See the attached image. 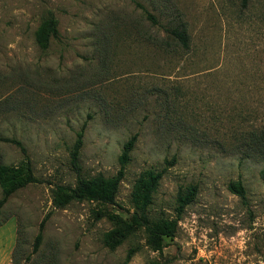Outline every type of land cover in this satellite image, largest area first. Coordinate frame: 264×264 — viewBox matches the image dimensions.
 <instances>
[{"label":"rangeland","instance_id":"374dc122","mask_svg":"<svg viewBox=\"0 0 264 264\" xmlns=\"http://www.w3.org/2000/svg\"><path fill=\"white\" fill-rule=\"evenodd\" d=\"M52 16L59 38L42 49L36 33ZM183 23L188 50L167 32ZM84 124L87 179L115 177L137 140L115 204L58 209L53 190L76 184L71 150ZM263 133L264 0H0V165L23 167L3 139L20 141L41 181L0 208L6 236L16 230L11 264H264ZM150 169L163 177L148 216L178 220L161 251L131 198ZM237 180L246 202L229 190ZM190 186L196 198L179 217Z\"/></svg>","mask_w":264,"mask_h":264},{"label":"trees","instance_id":"16d2710c","mask_svg":"<svg viewBox=\"0 0 264 264\" xmlns=\"http://www.w3.org/2000/svg\"><path fill=\"white\" fill-rule=\"evenodd\" d=\"M146 18L152 24H158L157 19L147 9L142 7ZM58 20L55 16L50 17L44 22L36 33V41L42 49L49 48L53 39L59 38ZM167 32L173 40L184 50L190 48V37L187 32L186 25L180 24L176 27L167 28ZM85 124L77 133L76 141L71 150V166L77 175V181L74 187L65 185H56L53 190V204L58 209H64L73 202H94L102 204H115V200L119 191L120 183L124 177V169L130 161L131 152L134 149L137 136L131 137L124 145L122 154L119 157L120 170L117 175L112 178H106L103 175H98L91 178L82 176L81 166L79 163L80 152L83 146V137L85 132ZM17 145L25 157L23 167L13 168L0 165V184L3 188V196L0 199V208L6 204L10 196L18 189L27 186L28 184L40 183L41 181L33 174L31 163L27 156L26 148L20 141L13 139H3ZM264 140V133L262 135ZM263 145V144H262ZM163 177L162 171L153 169L143 172L136 180L131 198L137 209L136 221L138 225L145 229L147 235V244L154 251H161L163 248L164 238H174L178 220L161 219L154 221L148 216V209L153 202V196L157 191L159 183ZM229 190L246 202V190L241 180L232 181L229 184ZM197 194L196 186H190L187 191H179L177 196V213L181 217L185 209L195 200ZM47 216L43 219L39 226V232L35 237L33 244V252H37L43 239V230ZM3 222H0V227ZM124 227L131 228L133 225L123 223ZM109 242V241H108ZM109 245V244H108ZM129 254L128 259H130Z\"/></svg>","mask_w":264,"mask_h":264},{"label":"crops","instance_id":"0c3cea01","mask_svg":"<svg viewBox=\"0 0 264 264\" xmlns=\"http://www.w3.org/2000/svg\"><path fill=\"white\" fill-rule=\"evenodd\" d=\"M4 226L0 227V264H11L16 244V230L13 229L6 236Z\"/></svg>","mask_w":264,"mask_h":264}]
</instances>
